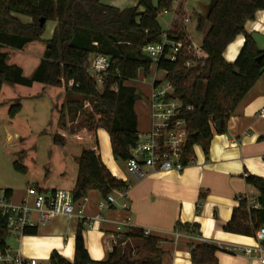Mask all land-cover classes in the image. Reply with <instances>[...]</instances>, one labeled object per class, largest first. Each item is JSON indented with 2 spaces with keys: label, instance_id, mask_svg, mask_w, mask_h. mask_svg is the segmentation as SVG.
Returning a JSON list of instances; mask_svg holds the SVG:
<instances>
[{
  "label": "trees",
  "instance_id": "obj_1",
  "mask_svg": "<svg viewBox=\"0 0 264 264\" xmlns=\"http://www.w3.org/2000/svg\"><path fill=\"white\" fill-rule=\"evenodd\" d=\"M136 1L135 7L121 10L104 5L102 0H0V95L5 84L32 87L39 83L64 88L67 101L60 112L61 128L66 127L65 117H69L70 123H79L82 118L81 124L90 131L105 129L115 160L128 162L132 158L131 148L140 135L135 110L139 97L137 90L127 83L137 81L141 70L146 75L150 73L153 60L144 54L143 48L162 42L165 31L159 18L171 12L179 0H157L156 4L154 0ZM260 11L264 12V0H217L211 12L197 18V31L204 34L202 49L208 56L203 66L184 68L190 59L184 54L176 63L166 59L159 63V69L169 71L168 80L175 85L177 94L194 106L186 116L187 164L194 158L195 146L209 155L214 131L227 132L229 118L264 74V51L245 28L248 22L256 20ZM48 23H55V29L51 39L44 42ZM175 36L184 39V25L176 24L169 37ZM239 36L245 37V44L237 60L228 63L224 59L225 51ZM34 42H44L46 50L33 77L27 78L20 67L7 63L8 54L3 50L21 51ZM93 54L106 55L113 60L111 77L102 91L88 73ZM71 81L74 85L69 87ZM86 104L91 105V112L85 109ZM21 110V105L12 106L10 117L15 118ZM61 139L56 135L55 144L63 145ZM78 164V178L72 192L75 201L94 190L107 199L115 191L128 189V184L112 175L97 151H84ZM16 167L25 170L18 164ZM246 183L258 192L260 207L253 209L247 199H241L231 221L223 225V231L256 237L264 226V179L248 175ZM8 194L11 195V191ZM205 198L206 194H202L200 202ZM200 207L199 204L198 211ZM176 230L190 236L200 234L198 224L177 223ZM83 232L84 226L80 224L74 262L54 251L50 264L91 262ZM36 234V230L26 233ZM10 236L6 219L0 217V253L8 251ZM124 242L128 243L123 248ZM160 243V239L133 229L119 239L102 264H162L164 253ZM219 251L220 248L212 243L193 245L191 261L193 264H219Z\"/></svg>",
  "mask_w": 264,
  "mask_h": 264
},
{
  "label": "crops",
  "instance_id": "obj_2",
  "mask_svg": "<svg viewBox=\"0 0 264 264\" xmlns=\"http://www.w3.org/2000/svg\"><path fill=\"white\" fill-rule=\"evenodd\" d=\"M180 1L177 3L181 5ZM177 6L175 3L173 20L177 17ZM182 6L185 8L184 4ZM245 28L253 36L264 34V12H258L256 20L248 22ZM41 43H30L21 51L5 48L7 63L20 67L25 77H33L46 50V44ZM244 44L245 37L239 36L225 51L224 59L234 63ZM129 83L127 85L130 86ZM263 108L264 74L229 118L227 132L218 134L214 131L208 156L200 146H195L194 158L183 171L152 172L144 168V175L132 173L128 162L115 160L110 136L105 129L90 131L83 126L84 129L78 132L73 128L74 123L66 122L67 117L66 127L61 128L59 115L54 135L62 138L63 145L55 144V136L51 142L61 147L64 155L46 159L42 163L44 174L41 181H34L32 186L36 185L45 192L72 193L79 173V157L84 151H97L112 175L128 184V189L111 194L116 204L109 209L100 208L108 198L99 191H90L81 203L83 219L59 217L35 229L37 234L34 236L16 237L18 246L14 250L8 247V251L13 255L20 253L25 259H36L39 264L49 262L56 251L74 262L77 229L83 224L85 247L91 261L105 262L114 250L117 236L121 234L124 237L131 230L138 229L161 240L162 264H193L192 246L203 242L220 248L217 254L219 264H260L259 255L245 253L247 249L259 246L256 237L227 233L223 231V225L231 221L241 199H247L249 204L252 198L257 199L258 192L246 183V177L252 175L264 179V119L258 118ZM149 110L148 119L137 114L140 137L146 136L151 129L150 98ZM32 186L24 188L0 183V190L11 191L12 201L20 204ZM202 194H206V198L200 202ZM124 203L128 207H123ZM177 223L198 224L200 234L190 236L178 232ZM118 228H121L120 233ZM128 241L131 242L130 239ZM124 243L123 248L128 242ZM260 245L264 255V243Z\"/></svg>",
  "mask_w": 264,
  "mask_h": 264
},
{
  "label": "built area",
  "instance_id": "obj_3",
  "mask_svg": "<svg viewBox=\"0 0 264 264\" xmlns=\"http://www.w3.org/2000/svg\"><path fill=\"white\" fill-rule=\"evenodd\" d=\"M176 17L168 23L167 30L163 34V40L157 45H148L143 48L144 54L153 60V65L158 71L165 75L164 79H155L151 84L152 93L150 96L151 106V129L144 136L139 137L137 144L131 148L132 158L128 161L132 173L144 175V168L152 172L183 171L188 165L185 162L188 147V124L186 116L194 110V106L186 103L178 94L176 87L168 80L169 71L159 69V63L166 59L176 63L180 55L189 56L190 59L184 64L186 69H194L203 66L207 54L203 51L202 45L198 46L188 36L179 39L177 36L171 39L169 35L174 32L178 22ZM189 22V20H186ZM152 65V66H153ZM113 60L109 56L93 54L91 57L88 73L96 82L98 89L103 87L111 77ZM74 84L71 81L69 87ZM115 86L114 90L117 91ZM258 118L264 119V108L258 113ZM80 201H75L71 192L67 191H42L39 187H29L26 197L20 204H15L8 192L0 190V217L5 218L7 229L10 235L17 238L24 237L28 231L35 230L43 224L50 223L59 217L84 218L83 206ZM116 200L109 196L107 202L100 204L101 209H109ZM250 206L253 209L260 207L256 198L251 199ZM123 207H128L127 203ZM121 228H118L120 233ZM148 235V233H145ZM123 236L119 234L116 244ZM256 240L259 246L256 249H247V255H259L260 264H264L263 248L264 226L257 232ZM125 243H122L124 246ZM0 264H39L36 259H25L20 253L11 254L9 251L0 253ZM88 264H102L91 261Z\"/></svg>",
  "mask_w": 264,
  "mask_h": 264
},
{
  "label": "rangeland",
  "instance_id": "obj_4",
  "mask_svg": "<svg viewBox=\"0 0 264 264\" xmlns=\"http://www.w3.org/2000/svg\"><path fill=\"white\" fill-rule=\"evenodd\" d=\"M154 2L156 4L157 0ZM210 2L211 0H181V5L176 2V6L179 4L176 10L179 19L177 24L186 26L188 36L198 46L202 45L204 34L197 31V18L199 15L206 14ZM102 3L106 6L127 9L134 7L137 1L102 0ZM175 9L174 7L171 12L159 18L164 31L167 30L166 25L175 17ZM140 10L143 11L141 8ZM22 19L25 22L30 21L28 18ZM52 28H55V23H48L43 41L46 42L52 37ZM253 38L257 46L264 50V34L256 33ZM156 78L164 79L165 75L153 65L148 75L140 71L138 80L129 83L137 90L139 98L136 112L141 118H150L151 88L149 85ZM102 89L103 87H99V91ZM66 101L67 93L63 88L48 87L39 83H35L32 87L5 84L3 93L0 95V183L24 188L28 185L32 186L34 181H41V176L44 174L42 163L46 159L64 155L61 147L54 145L51 141L55 136L61 107L66 104ZM14 105H21L22 110L15 118H11L10 109ZM85 109L91 112V105L86 104ZM81 119L79 118V123L73 124V128L78 132L84 129L80 122ZM66 122L71 124L69 117ZM17 164L25 170H18ZM18 243L15 235H11L7 240V245L11 250H14ZM43 264H50V262Z\"/></svg>",
  "mask_w": 264,
  "mask_h": 264
},
{
  "label": "water",
  "instance_id": "obj_5",
  "mask_svg": "<svg viewBox=\"0 0 264 264\" xmlns=\"http://www.w3.org/2000/svg\"><path fill=\"white\" fill-rule=\"evenodd\" d=\"M217 4V0H211L209 6H208V12H211L215 5ZM42 24H45V21H42Z\"/></svg>",
  "mask_w": 264,
  "mask_h": 264
}]
</instances>
